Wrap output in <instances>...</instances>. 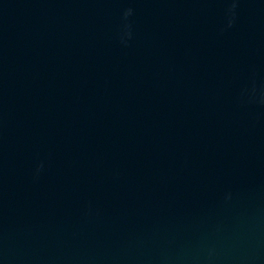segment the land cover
I'll return each mask as SVG.
<instances>
[{"label": "water", "instance_id": "water-1", "mask_svg": "<svg viewBox=\"0 0 264 264\" xmlns=\"http://www.w3.org/2000/svg\"><path fill=\"white\" fill-rule=\"evenodd\" d=\"M0 264H264V0H0Z\"/></svg>", "mask_w": 264, "mask_h": 264}]
</instances>
